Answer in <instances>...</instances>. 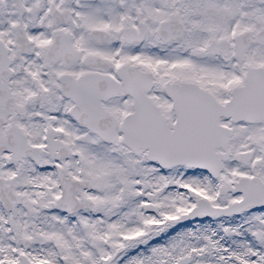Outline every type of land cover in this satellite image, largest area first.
Here are the masks:
<instances>
[{
  "label": "snow or ice",
  "instance_id": "1",
  "mask_svg": "<svg viewBox=\"0 0 264 264\" xmlns=\"http://www.w3.org/2000/svg\"><path fill=\"white\" fill-rule=\"evenodd\" d=\"M0 264H264V0H0Z\"/></svg>",
  "mask_w": 264,
  "mask_h": 264
}]
</instances>
